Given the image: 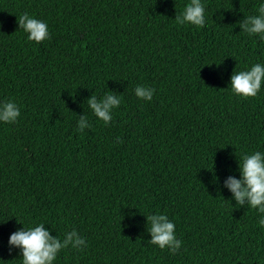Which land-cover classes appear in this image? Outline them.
<instances>
[{
	"label": "trees",
	"instance_id": "1",
	"mask_svg": "<svg viewBox=\"0 0 264 264\" xmlns=\"http://www.w3.org/2000/svg\"><path fill=\"white\" fill-rule=\"evenodd\" d=\"M189 2L0 0V103L21 109L0 123V264H22L10 235L39 223L86 240L55 264H264L259 215L225 186L264 151V85L250 98L229 86L264 63V39L239 26L259 0H202L204 27L176 22ZM24 13L50 38L29 42ZM110 92L123 99L106 125L87 102ZM155 213L174 221L176 254L148 243Z\"/></svg>",
	"mask_w": 264,
	"mask_h": 264
},
{
	"label": "clouds",
	"instance_id": "2",
	"mask_svg": "<svg viewBox=\"0 0 264 264\" xmlns=\"http://www.w3.org/2000/svg\"><path fill=\"white\" fill-rule=\"evenodd\" d=\"M256 12L257 14L240 20L239 26L249 36H259L264 39V0H259ZM175 19L181 25L204 27L206 24L204 3L202 0H190ZM18 25L19 29L27 34L29 42L39 44L50 38L47 23L28 13L18 17ZM262 85H264V63H255L240 71L234 70L229 84L231 93L243 98L257 96ZM134 91L136 97L146 101H151L155 93L154 88L143 85H137ZM122 99L121 96L110 92L99 99L93 95L87 103L92 113L107 125L113 118L114 109L121 105ZM20 116L21 109L14 100L0 103V123H15ZM89 126L87 115L80 117L78 130L83 131ZM238 166L240 178L229 176L225 186L231 191L236 205H248L257 211L259 215L257 223L259 227L264 228V151L257 150L243 154ZM147 221V231L151 235L148 243L162 250L168 249L173 254L179 252L183 242L177 238L176 225L167 214L147 215ZM69 245L81 250L82 246H86V240L75 229L65 233L64 239L61 240L53 236L44 223L28 228L23 224V228L12 233L9 238L10 251L19 249L22 264H55L60 251Z\"/></svg>",
	"mask_w": 264,
	"mask_h": 264
}]
</instances>
